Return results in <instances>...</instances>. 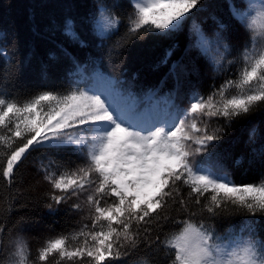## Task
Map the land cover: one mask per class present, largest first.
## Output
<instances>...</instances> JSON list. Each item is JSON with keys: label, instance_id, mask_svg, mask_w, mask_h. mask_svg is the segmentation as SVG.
<instances>
[{"label": "snow or ice", "instance_id": "obj_1", "mask_svg": "<svg viewBox=\"0 0 264 264\" xmlns=\"http://www.w3.org/2000/svg\"><path fill=\"white\" fill-rule=\"evenodd\" d=\"M242 2L246 7L229 5L248 36L239 66L207 95H181L188 71L181 63L169 70L168 92L166 81L137 89L106 67L132 40L172 37L191 22L187 51L215 53L217 71H230L237 60L227 58L229 24L215 20L209 38L195 23L205 0H129L123 17L118 0L97 3L83 21L91 41L67 20L62 33L80 49L96 38L103 46L122 23L126 30L102 55L83 60L58 43L60 55L49 59L70 66L59 84L44 66L39 85H23L20 74L31 61L0 41V264H30L25 233L41 207L79 219L46 239L31 264H135L139 256L144 264H264V174L238 184L216 152L233 122L264 112V0ZM171 55L169 49L162 63ZM260 157L264 165V149ZM30 162L35 176L25 185ZM42 183L48 190L33 195ZM236 216L245 217L240 225L218 230Z\"/></svg>", "mask_w": 264, "mask_h": 264}, {"label": "trees", "instance_id": "obj_2", "mask_svg": "<svg viewBox=\"0 0 264 264\" xmlns=\"http://www.w3.org/2000/svg\"><path fill=\"white\" fill-rule=\"evenodd\" d=\"M115 2L116 0H0V6L2 7L0 41L7 40L9 54L15 50L18 54V60L25 61L27 58L31 61L30 64L26 62L23 65L20 74L21 83L29 88L39 85L41 82V69L44 66H48V73L52 80L58 84L63 82L64 73L70 66L62 58L57 62L49 59L51 54L60 55L56 47L58 43L62 42L64 46L68 47L82 60L86 57L98 56L104 48L111 47L112 43L124 35L126 23H122L119 34L111 40H106L103 46H100V40L96 38L90 47L86 49H80L69 43L68 38L62 33V26L67 20L71 19L83 36L91 41L92 37L89 36L87 29L83 26V21L95 11L94 6L97 3L111 6ZM118 2L121 7L115 9V11L123 17L131 11L129 0H118ZM205 3L208 8L196 17L195 23L201 25L209 38L214 35V30L217 28L215 20H221L229 24L228 30L224 33L226 36L225 43L229 44L231 50V54L227 58L237 60L235 52L243 51L248 36L230 18L229 5L235 4L244 8L246 4L242 0H205ZM190 28L191 22L186 24L181 32L172 37L163 38L147 35L143 39L132 40L128 43L123 57L114 66L122 71L113 70L107 63L106 67H110L114 77L126 80L129 83H132L130 76L138 72L139 82L142 84L157 83L171 65L181 63L188 70L186 75L183 76L187 77L186 83L189 84L192 76L198 74L200 56H202L209 58L211 70V74L207 76L200 75L201 94L207 95L211 91V85L219 86L225 79L229 78L230 72H235L239 65L237 62L236 65L228 66L230 71H217V67L212 60L215 53L206 57L199 53L197 49L187 51L191 40ZM13 45H15V48ZM169 49H172V55L168 58L167 64H164L162 61ZM97 62L99 63V60ZM193 66L198 71H193ZM230 78L235 79V75H231ZM183 88H188L185 83ZM166 91H169L168 87ZM181 95L183 96V94ZM223 138L228 140L226 147L230 150V155L227 171L231 178L238 184L260 180L262 174H264V165L261 164V157L251 151L250 148L252 143L255 142L259 154L261 149H264V112L254 110V114L247 119H239L233 122L231 127L225 129ZM24 175L26 177L25 185H27L31 178L35 176L32 162L24 170ZM47 190L48 185L42 183L33 195L39 196ZM0 195H6L3 184H0ZM30 214L34 215L38 221L34 227L25 233L26 242L32 253L30 257L31 264L34 261L36 250L46 239L55 237L62 231L72 229L76 226L79 217L64 212H58L54 216L49 215L48 210L42 207L38 212ZM244 219L245 217L242 216L233 217L230 221L218 225V230L223 233L229 223L238 226ZM262 225H264V222H262ZM146 259V256H139L135 264H144Z\"/></svg>", "mask_w": 264, "mask_h": 264}, {"label": "bare ground", "instance_id": "obj_3", "mask_svg": "<svg viewBox=\"0 0 264 264\" xmlns=\"http://www.w3.org/2000/svg\"><path fill=\"white\" fill-rule=\"evenodd\" d=\"M240 54H241V52H239V51L235 52V55L237 57L238 65L240 63V60H239ZM100 55H102V51L98 54V56H100ZM208 60H209V58H205V57L200 56V65H199V69H198L199 70L198 74H195V75L192 76L191 81L189 82V84L186 83V78L187 77L183 76V80L185 81V85L188 88H182L181 94L184 95V94H186L187 92H189L192 89H196V90H198L201 93L200 75L202 74V76H207L208 74H211V70H210V67H209V61ZM201 62H204V63H201ZM171 66L164 73L162 79H160L157 83L156 82H151V83H142L141 84L139 82L138 72H136L134 75L130 76L131 82L136 86V88H146V87H151V86H155V87L159 86V85H161L162 81H166V83L163 85V91L167 92L166 91L167 87H168V89L170 91L174 87V80H173V78L171 76H169V70H170ZM111 68L113 70H116V71H122L119 68H116L114 66H111ZM227 144H228V140L225 139V138H222L219 141V143H218V147L216 149V152L219 154V156H220V158L222 160V163L224 164L225 168L228 170V168H229L228 158H229V155H230V150L227 149V147H226ZM250 150L255 152L260 157V154H259V152L256 149L255 142L252 143V146H251ZM255 182H259V180H256ZM247 183H249V182H247ZM250 183H254V182H250Z\"/></svg>", "mask_w": 264, "mask_h": 264}, {"label": "rangeland", "instance_id": "obj_4", "mask_svg": "<svg viewBox=\"0 0 264 264\" xmlns=\"http://www.w3.org/2000/svg\"><path fill=\"white\" fill-rule=\"evenodd\" d=\"M1 8H2V7L0 6V14H1Z\"/></svg>", "mask_w": 264, "mask_h": 264}]
</instances>
